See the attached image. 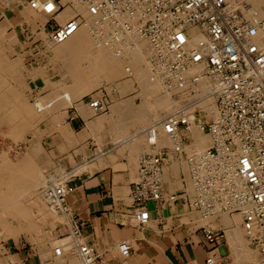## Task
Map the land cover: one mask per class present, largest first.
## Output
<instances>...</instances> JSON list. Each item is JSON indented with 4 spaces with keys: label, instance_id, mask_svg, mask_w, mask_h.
Wrapping results in <instances>:
<instances>
[{
    "label": "built area",
    "instance_id": "obj_1",
    "mask_svg": "<svg viewBox=\"0 0 264 264\" xmlns=\"http://www.w3.org/2000/svg\"><path fill=\"white\" fill-rule=\"evenodd\" d=\"M26 1L44 19L37 28L26 29L35 54L47 57L48 47L62 45L86 25L80 14L59 23L66 6H81L97 22L91 31L94 38L107 34L123 44L130 35L147 41L152 53L150 81L178 103L146 130L156 146L157 139L171 143L140 160L131 189L130 216L136 226L149 224L150 204L162 209L187 196L190 208L205 220L239 217L250 245L260 253L257 264H264V18L255 11L246 19L245 9L240 12L227 0ZM203 85L208 90L202 91ZM180 86L186 88L177 89ZM208 103L214 114L204 107ZM89 107L95 114L106 113L108 98L92 97ZM196 128L211 138L210 147L199 156L191 155ZM172 160L189 168L188 191L181 196L165 192L164 174ZM69 178L44 192L50 211L67 218L72 214L66 201ZM81 228L77 222L70 224L55 256L70 252L81 264H95L99 256L91 252ZM203 233L213 248L206 264H229L216 253L225 232L205 227Z\"/></svg>",
    "mask_w": 264,
    "mask_h": 264
},
{
    "label": "crops",
    "instance_id": "obj_2",
    "mask_svg": "<svg viewBox=\"0 0 264 264\" xmlns=\"http://www.w3.org/2000/svg\"><path fill=\"white\" fill-rule=\"evenodd\" d=\"M29 7L26 0H0V63L3 64L0 67L3 68L2 73L6 72V76L0 72L6 80L0 79V86L4 85L7 92L21 91L19 93L26 98H22L24 101L33 102L40 97L46 103L56 100L58 103L52 106L54 111L48 118L40 120L37 126L34 124L31 130L27 128L24 133L28 140L26 163L37 166L27 180H41L52 166L58 165L65 170L75 165L82 166L77 169L81 171L79 175H63L65 179L70 177L66 201L72 209L71 218L48 214L38 200L41 193L37 195L31 181L22 190H15L19 179L13 174H0V180L5 179L9 187L0 189V264H81L73 253L69 252L62 258L54 253L55 248L67 238L70 224L74 222L82 224L85 242L91 252L99 256L95 264H206L208 253L213 248L205 239V227L225 232V240L216 246L220 259H227L229 264H257L260 253L250 245L240 223L237 225L233 219V223H229L231 220L224 216L206 221L190 208L188 197L181 196L188 191V184L180 161L172 160L164 175L167 177L164 180L165 192L180 195L179 200L162 209L150 204L149 224L142 228L136 226L130 216L131 189L138 178L141 158L152 151V140L143 132L154 116L144 105L146 97L138 83L123 79L119 89H112V94L104 89L110 101L109 110L100 116L94 114L88 106V97L95 91L81 93L78 89L79 86L82 88L81 78L74 81L72 74L62 77L57 62L61 56L54 54L41 59L43 52L36 56L26 29H35L40 22L30 15ZM37 58L38 61L35 60ZM13 63L16 65H11ZM21 66L25 67L22 76L19 73L23 69ZM14 71L18 73L12 77ZM66 83L70 85L67 87ZM73 83L79 86L75 89ZM7 92L2 97L8 95V99L3 101L9 102L12 98ZM66 93L73 95L70 107L63 99ZM151 100H155L153 95ZM118 108L123 109L117 111ZM8 163L3 161L2 165H5L0 169L14 171V163L10 160ZM22 197L24 201L19 199ZM39 199L45 202L42 194ZM62 217L64 222L59 220Z\"/></svg>",
    "mask_w": 264,
    "mask_h": 264
},
{
    "label": "bare ground",
    "instance_id": "obj_3",
    "mask_svg": "<svg viewBox=\"0 0 264 264\" xmlns=\"http://www.w3.org/2000/svg\"><path fill=\"white\" fill-rule=\"evenodd\" d=\"M76 0H71L70 2H74ZM230 4L232 5H236L237 2H235V0H227ZM237 1V0H236ZM64 3H68L67 1L63 0ZM259 5V4H257ZM249 6V5H248ZM257 7V8H256ZM256 7H251L249 9H245L244 10V16L246 19H249V17L255 12L257 11L259 13V15L264 18V12L261 11V7L260 6H256ZM247 8V7H245ZM66 9V8H65ZM259 11H258V10ZM82 15L85 20H86V25L84 27H82L70 40H68L67 42L63 43L62 45H58V46H51L50 49H55L53 51H55V56L56 57H60L66 61V64H67V69L69 68L70 69V74L73 75L74 77V81L81 78L82 82L84 85H86L87 87H84L83 88V84H81L82 88H80V86H76V82L73 83L75 87V89L78 87V89H80V92L81 93H88L90 92V87L94 86V82H95V79L96 78H99V77H106V79H111V80H120V79H128V78H136L139 82H141L142 84H144V87L146 85V81H147V78H148V74H150L151 72V60H152V53L150 52V48H149V45H148V42L146 40H143V39H140L138 37H130V35L127 36V40L125 43L123 44H116L114 42V38H112L111 36H107V34L103 37V38H99V39H96L92 36L91 34V31L92 29H97V22L95 21V19L93 17H91L87 11L82 8L81 6H78V5H75L74 8H67L58 18H59V23L61 24H65L67 21H69L70 19L74 18L76 15ZM100 28L102 29H109L107 26H101ZM3 38V37H1ZM137 38V39H136ZM5 40V39H4ZM1 43V42H0ZM1 47V46H0ZM149 48V49H148ZM2 49V48H1ZM4 50V49H3ZM52 51V52H53ZM50 52V51H49ZM54 54V53H53ZM54 57V58H56ZM9 59V58H8ZM11 59V58H10ZM16 60V59H15ZM10 61V60H9ZM18 62V60H16ZM65 61H62V62H65ZM85 61V62H88V64L84 65L82 62ZM16 62V63H17ZM10 63V62H9ZM16 63L14 64H11V65H16ZM1 65V63H0ZM3 65V64H2ZM1 65V66H2ZM9 66V65H8ZM7 66V67H8ZM64 66V65H63ZM4 67V66H3ZM5 67V68H7ZM12 67V66H11ZM22 67V66H21ZM44 67V66H43ZM4 68V70H5ZM10 68V67H9ZM13 68H15L13 66ZM42 68V67H41ZM45 68V67H44ZM80 68V69H79ZM84 68L88 69L87 70V73H84ZM3 68L0 67V72L1 74L5 75L6 76V72L7 69L4 71L5 73H2V70ZM17 69V68H16ZM12 70V69H11ZM39 70V68H38ZM45 70V69H44ZM66 70V69H65ZM73 70V71H72ZM80 71V72H79ZM17 72V71H14L13 74H12V77H15L14 73ZM66 72H68L66 70ZM65 72V74H67ZM18 73V72H17ZM21 73V72H19ZM43 74V73H42ZM64 74V72H63ZM79 74H81L79 76ZM86 74V75H84ZM8 75V74H7ZM14 75V76H13ZM22 75V74H21ZM32 75V74H31ZM132 76V77H129ZM10 76V75H8ZM90 77L89 79L91 80V77L92 78V82L86 80L85 78L86 77ZM151 76V75H150ZM4 77V76H3ZM19 77V76H18ZM21 77V76H20ZM19 77V78H20ZM11 78V77H10ZM0 79H3L2 76L0 75ZM12 79V78H11ZM16 79V78H14ZM12 79V80H14ZM26 79V78H25ZM5 80V79H3ZM80 80V79H79ZM84 80V81H83ZM6 81V80H5ZM22 81V80H21ZM150 81V80H149ZM2 81H0V84H1ZM16 82V81H15ZM61 82V81H60ZM112 82V81H111ZM130 82V81H128ZM135 82V81H134ZM57 83V82H56ZM64 83V82H63ZM99 83V82H98ZM131 83V82H130ZM138 83V82H137ZM27 83H25L26 85ZM59 84V83H58ZM61 84V83H60ZM68 83H66L67 85ZM97 84V83H96ZM119 84V83H118ZM140 84V83H139ZM70 85V84H69ZM67 85V87L69 86ZM141 85V84H140ZM184 85H188L187 82L184 83ZM4 86V85H3ZM3 86H0V122L1 120L2 121H8L10 122V125L12 126L13 130H14V138H16L17 140L18 139H21L23 136H24V133L25 131H27L26 129L32 126H37L36 124H38L39 122H41L40 120H44L45 117H47L49 114H51L53 108L52 107H48V104L50 102H45L43 100V98H40L35 104H31L33 108L30 107V105L26 102V100L24 101V99H22L24 97L23 94L19 93L21 91H15L14 92H7V90H5ZM8 86V85H6ZM11 86H14V85H11ZM22 86V85H20ZM53 86V85H52ZM65 86V85H64ZM63 86V87H64ZM97 87V85H95ZM100 86V85H99ZM122 86V85H121ZM16 87V86H14ZM25 87V86H24ZM143 87V88H144ZM148 89H145L146 92L144 93V96L146 97V104L144 103L145 106H147V110H150L151 112H157V110H163V109H168L169 107V96H163L162 92L163 89H160L159 87V91H158V87H157V84L155 83H151L148 84L146 86ZM19 88V87H18ZM74 87H72L71 89H73ZM119 88V87H118ZM142 88V87H141ZM186 88V86H180L178 87L177 89H184ZM25 89V88H24ZM95 89V88H93ZM5 90V92H4ZM18 90V89H17ZM23 90V89H22ZM26 90V89H25ZM24 90V91H25ZM201 90L202 91H205V90H208V86L207 85H203L201 87ZM72 91V90H71ZM76 91V90H75ZM119 91V90H118ZM122 91V90H120ZM144 91V90H143ZM148 91V93H147ZM7 93H10V98L11 101L9 102H6V101H3V99L7 98L6 95L5 97H2L4 94ZM69 92V91H68ZM78 92V91H77ZM125 92V91H124ZM23 93V91H22ZM26 93V92H25ZM53 93H55L53 91ZM64 93V92H63ZM70 93V92H69ZM69 93H66V95L64 96H67L68 97V100L65 101L67 102L68 106L67 107H70L69 104L72 103V96L73 95H70ZM72 93V92H71ZM81 93H79L78 95H80ZM60 94V92L58 93ZM125 94V93H124ZM143 94V92H142ZM158 94H161L162 97H160V95L158 96ZM23 95V96H22ZM56 95V94H55ZM149 95H153L154 97V101L151 100V96ZM59 96V95H58ZM63 95L61 94V97ZM139 96V95H138ZM52 97V96H51ZM57 97V96H56ZM77 97V96H76ZM76 97H74L76 99ZM166 97V98H165ZM25 98V97H24ZM8 99V98H7ZM26 99V98H25ZM79 99V98H78ZM6 100V99H5ZM46 100V99H45ZM59 101V100H58ZM75 101V100H74ZM73 101V102H74ZM80 101V100H79ZM52 102V101H51ZM60 102V101H59ZM118 102V101H117ZM125 102V101H124ZM58 103V102H57ZM61 103V102H60ZM120 103V102H118ZM56 104V103H55ZM63 104V103H62ZM66 104V103H65ZM64 104V105H65ZM66 104V105H67ZM87 104V103H86ZM85 104V105H86ZM121 104V103H120ZM126 104V103H125ZM173 104V103H171ZM177 104V103H176ZM65 105V106H66ZM129 104H127L126 106H128ZM175 105V104H174ZM59 106V105H57ZM88 106H89V101H88ZM116 106V105H115ZM114 106V107H115ZM63 107V105H62ZM61 107V108H62ZM74 107V106H73ZM167 107V108H166ZM204 107L206 109H208L211 114H214V107L213 106H210L209 103L208 104H205ZM59 108V107H58ZM65 108V107H64ZM63 108V109H64ZM79 108V107H78ZM90 108V107H89ZM110 108V107H109ZM144 108V107H142ZM57 110V108H55ZM66 109V108H65ZM79 109H82V108H79ZM91 109V108H90ZM123 109V108H122ZM122 109H119V110H122ZM126 110V108H124ZM128 109V107H127ZM141 109V108H140ZM68 110V109H67ZM84 110V109H82ZM109 110V109H108ZM112 110V109H111ZM116 110V108H115ZM130 110V109H129ZM214 110V111H212ZM54 111V110H53ZM80 111V110H79ZM92 111V109H91ZM115 111V112H117ZM124 111V110H123ZM127 111V110H126ZM140 111V110H139ZM143 111V110H142ZM164 111V110H163ZM59 112V111H58ZM62 112V111H61ZM86 112V111H85ZM89 112V111H88ZM87 112V114H88ZM94 114L95 112L92 111ZM130 112V111H129ZM91 113V112H90ZM149 113V112H148ZM167 113V112H166ZM165 113V114H166ZM84 114V113H83ZM104 114V113H103ZM99 115V114H97ZM164 115V113H163ZM86 116V115H85ZM100 116V115H99ZM109 116V115H108ZM107 116V118H108ZM158 117V116H157ZM162 117V116H160ZM159 117V118H160ZM48 118V117H47ZM88 118V117H87ZM101 118V117H100ZM154 118V117H153ZM156 118V117H155ZM154 118V119H155ZM158 118V120H159ZM153 119V120H154ZM152 120V122H154ZM7 122V123H9ZM59 124V123H58ZM130 124V122H129ZM132 124H133V121H132ZM151 124V123H150ZM149 124V125H150ZM128 125V124H127ZM136 125V124H135ZM10 126V127H11ZM139 128V127H138ZM32 129V128H31ZM30 129V130H31ZM46 129V128H45ZM49 130V129H48ZM137 130V129H136ZM33 131V130H32ZM50 131V130H49ZM198 131V132H197ZM29 132V131H28ZM27 132V133H28ZM38 132V131H37ZM43 132V130L41 131ZM196 134H195V137H196V146L193 150V153L191 155H195V156H199L200 154H202V152H204L206 150V148H208L210 146V139L206 136V135H203L202 132L197 128H196ZM12 133V132H11ZM13 136V135H11ZM26 136V135H25ZM152 141V137L150 135H147ZM15 139V140H16ZM20 141V140H18ZM22 141V140H21ZM157 143H158V149L159 148H162L164 146H169L170 145V141L168 139H157L156 140ZM17 144V143H16ZM155 151H158L157 149H155ZM190 151V150H189ZM152 152V151H151ZM5 155V154H4ZM8 163L7 160H4V163L6 162ZM179 162V161H177ZM12 163V162H11ZM186 164L185 162H182V164ZM9 164V163H8ZM6 164V165H8ZM175 164V163H174ZM5 165V164H3ZM3 165L1 167H3ZM177 165V164H176ZM181 166V165H180ZM185 166V165H184ZM25 168V166H23ZM27 167V166H26ZM175 167V165H174ZM177 167V166H176ZM23 168V169H24ZM179 168V167H178ZM6 170V169H5ZM21 169H19L18 166H15L14 165V171H16L17 173L20 171ZM26 170V169H24ZM187 170V168L185 169ZM28 171V170H27ZM26 171V172H27ZM31 171V170H30ZM189 171V168L187 170V172ZM15 172V174H17ZM179 172V171H178ZM22 173V172H21ZM25 173V172H24ZM23 173V175H24ZM188 174V173H187ZM19 175V174H18ZM21 175L19 177H17V179H19L18 181V185H21L22 183V178H24V176ZM166 175V174H164ZM179 175V174H178ZM31 176V174H27V178H29ZM166 176H164V180H166L165 178ZM26 178V180H27ZM187 178V177H185ZM25 179V178H24ZM35 179V178H33ZM38 179V178H37ZM36 179V180H37ZM34 180V181H36ZM16 181V180H14ZM25 181V180H24ZM29 180H27L28 182ZM31 181V180H30ZM29 181V182H30ZM40 181V180H39ZM33 182V181H32ZM38 181H36L37 183ZM188 182V180H187ZM40 183V182H39ZM38 183V184H39ZM56 183V182H55ZM23 184V183H22ZM27 184V183H26ZM25 184V185H26ZM37 184V185H38ZM24 185V184H23ZM29 185V184H28ZM27 185V186H28ZM31 187H35L32 185V183L30 184ZM10 186V185H9ZM48 186V185H47ZM23 187V186H22ZM25 187V186H24ZM23 187V188H24ZM27 188V187H26ZM30 188V187H29ZM42 188V187H41ZM46 188V187H45ZM49 189V188H48ZM189 189V187H188ZM26 190V189H25ZM38 190V189H37ZM44 191V190H42ZM31 192V191H30ZM45 192V191H44ZM44 192H41L40 193L42 194V197H43V200H44ZM34 193V192H33ZM36 193V192H35ZM40 194V196H41ZM172 194V192H171ZM38 195V194H37ZM36 197V196H35ZM23 199V198H22ZM39 200V199H38ZM42 200V199H41ZM1 202V201H0ZM6 202V201H5ZM17 202V201H16ZM41 202V201H40ZM18 203V202H17ZM47 205L46 202H43ZM19 204V203H18ZM17 204V205H18ZM23 204V203H22ZM32 204V203H31ZM30 204V205H31ZM44 204V205H45ZM16 205V204H14ZM27 205V204H26ZM45 205V206H46ZM10 206V205H9ZM19 206V205H18ZM29 206V205H28ZM35 206V205H34ZM48 206V205H47ZM47 208V207H46ZM10 209V208H9ZM8 209V210H9ZM28 209V208H27ZM50 210V209H49ZM193 210V209H192ZM25 211V209H24ZM28 211V210H27ZM42 211V210H41ZM23 212V211H22ZM26 212V211H25ZM24 212V213H25ZM48 212V211H47ZM51 212V211H50ZM49 214V213H48ZM51 214V213H50ZM56 216H63V215H57L56 213H52ZM26 215V213H25ZM29 215V214H28ZM43 215V213H42ZM41 215V216H42ZM22 216V214H21ZM32 216V215H30ZM34 216V214H33ZM35 217V216H34ZM64 217V216H63ZM62 217V219H64ZM17 218V217H15ZM57 218V219H58ZM22 219V218H21ZM35 219V218H33ZM240 219V218H239ZM26 220V218H25ZM29 220V219H28ZM31 220V219H30ZM29 220V221H30ZM61 220V219H59ZM23 221V220H22ZM207 221V220H206ZM237 223H238V219H236ZM24 222V221H23ZM32 222V221H31ZM31 222H28V223H31ZM34 222V221H33ZM230 223V221H228ZM30 225V224H29ZM33 225V224H32ZM22 227V226H21ZM30 227V226H29ZM24 231V230H23ZM19 232V231H18ZM234 232V231H233ZM230 234V233H229Z\"/></svg>",
    "mask_w": 264,
    "mask_h": 264
},
{
    "label": "rangeland",
    "instance_id": "obj_4",
    "mask_svg": "<svg viewBox=\"0 0 264 264\" xmlns=\"http://www.w3.org/2000/svg\"><path fill=\"white\" fill-rule=\"evenodd\" d=\"M23 1V0H22ZM65 1H67L68 3H71L70 1L71 0H65ZM235 2H237L236 3V5H235V7L236 8H238V10H240V12H241V8L242 9H248V7H249V9L251 8V7H256V6H260L261 7V11H263L264 12V0H235ZM257 4H259V5H257ZM249 5V6H248ZM70 8V6H66V9L67 8ZM245 7H247V8H245ZM257 8V7H256ZM65 9V10H66ZM258 10V9H257ZM259 11V10H258ZM29 13H30V15L33 17V19L35 20V21H39L41 24H43L44 23V19H43V17L42 16H40V14L36 11V10H33V9H31V7H29ZM51 48V46L50 47H48V49H50ZM149 49V48H148ZM53 50H55L54 48L53 49H50L48 52H47V59L48 58H50L51 57V55H54L55 54V51H53ZM53 51V52H52ZM54 53V54H53ZM39 54H36V56H38ZM54 57V56H53ZM41 59H42V56H41ZM53 59V58H52ZM58 59V58H57ZM36 61H38V58L37 59H35ZM62 61H65V60H63L62 58H61V60L60 59H58V70L60 71V73H61V75H62V77H70L71 76V74H70V69L68 68L67 69V64H66V61L65 62H62ZM84 65H86V64H88V62H85V61H83L82 62ZM64 65V66H63ZM67 67H66V66ZM23 69H20V71L19 72H21L20 74H22L23 73V70L25 71V67L23 66L22 67ZM68 71V72H66V70ZM80 69V68H79ZM87 70L88 69H86V68H84V73H87ZM63 72H64V74H63ZM65 72L67 73V74H65ZM80 72V71H79ZM88 74V73H87ZM81 74H79V76H80ZM84 75H86V74H84ZM151 72H150V74H148V78H147V81H146V85H145V87H144V84H142L141 82H139L136 78L134 79V78H128V79H126V80H128V81H130V82H138V84H139V87H140V89H141V93L143 92V96H144V93L146 92V90L145 89H148L146 86L148 85V84H150V82L151 81H149V80H151ZM22 76V75H21ZM81 77V76H80ZM86 77V76H85ZM129 77H132V76H130L129 75ZM82 78V77H81ZM90 78V77H89ZM88 77H86L85 79L86 80H88L89 79ZM92 78L93 77H91V80L89 79L88 81L90 82H92ZM121 80H123V79H120L119 81L118 80H111V79H106V77H99V78H96L95 79V82H94V86H92V87H90V92H88L87 94H89V93H91V92H93V91H95V92H93V93H91L92 95H90L89 97H88V101H90V99L93 97V98H99L100 96H103V95H105L106 97H107V95H106V91L105 90H107L110 94H112V89L113 88H120V85L118 84V83H120L121 82ZM80 81V80H79ZM84 81V80H83ZM112 81V82H111ZM99 82V83H98ZM97 83V84H96ZM95 85H97V87L95 86ZM100 85V86H99ZM83 86V88L84 87H87L86 85H82ZM159 85H157V87H158ZM142 87V88H141ZM144 87V88H143ZM160 87V89H162V87L161 86H159ZM159 87H158V91H159ZM93 88H95V89H93ZM118 88V89H119ZM101 89V90H100ZM105 89V90H104ZM144 90V91H143ZM163 92V91H162ZM147 93H148V91H147ZM163 95H164V93H162ZM165 96V95H164ZM108 98V97H107ZM166 98V97H165ZM38 99H40V97H38ZM144 100V99H143ZM108 101H109V98H108ZM26 102L30 105V107L31 108H33L32 107V105L31 104H34V102H30L28 99L26 100ZM176 102L177 101H175L174 103L171 101V100H169V102L168 103H170L169 104V108L168 109H163V110H157V112L155 113V112H153V114H154V118L152 117V120L153 121H155V120H158V118L160 117V116H164L165 115V113L166 112H168L173 106H174V104H176ZM171 103H173V104H171ZM178 104V103H177ZM109 107H110V101H109ZM167 108V107H166ZM212 111H214V110H212ZM52 113V112H51ZM163 113H164V115H163ZM158 116V117H157ZM162 117H160V119L162 118ZM152 120H151V122L150 123H152ZM37 125V124H36ZM11 125L10 124H8L7 122L5 123V122H0V168H1V165H2V162L4 161V160H10L12 163H14V165L15 166H18L19 167V169H21L18 173L16 172V171H13V170H5V169H0V174H3V175H6V174H13L14 176H16V177H19V176H21V175H23V173H24V178H22V183L24 184H22L21 183V185H18L17 183L18 182H16L15 183V186H14V188H15V190H22L23 189V187L25 186V184L27 183V184H29L30 182V180L27 182V181H24V180H26V178H27V174H29L31 171H33V170H35L36 168H37V166L35 165H29V164H27L26 163V160H27V158H26V154H25V150H26V145H27V143H28V140H26V136H25V134H24V136L21 138V139H18V140H20V141H18L16 138H14V130H13V128H12V126L10 127ZM149 126V125H148ZM148 126L144 129V135H146L147 136V134H146V130H147V128H148ZM12 132V133H11ZM198 132V131H197ZM196 132V133H197ZM14 133V134H13ZM11 135H13V136H11ZM207 136V135H206ZM210 140H211V138L209 137V136H207ZM16 139V140H15ZM149 139V138H148ZM22 140V141H21ZM211 142V141H210ZM17 143V144H16ZM190 143V142H189ZM210 145H211V143H210ZM210 147V146H209ZM208 147V148H209ZM208 148H206V149H208ZM155 149H158L157 148V146L155 145V144H153L152 143V152H154L155 151ZM5 154V155H4ZM23 163V164H22ZM25 163V164H24ZM185 165V166H184ZM23 166H25V168L23 167ZM27 166V167H26ZM82 165H75V167L74 168H72V169H68V170H65L64 168L63 169H61L58 165H56V166H52V168H51V171H49L48 173H47V175H46V177L44 176L40 181L38 180V182L36 183L35 181H31V183H33V186H35V189H36V191L38 192V196H39V192L41 191V192H44V191H46V190H48L49 191V189L48 188H50L51 186L53 187V186H56V187H60V185H64V183H66V179H65V173L67 172V173H69V172H71V175H79V174H81V171L80 170H77L79 167H81ZM183 167H184V171H185V173H186V175H187V170H188V166H187V164H184L183 163ZM26 169V170H24V169ZM187 168V170H185ZM28 170V171H27ZM31 170V171H30ZM77 170V171H76ZM27 171V172H26ZM66 171V172H65ZM15 172L17 173V174H15ZM22 172V173H21ZM19 174V175H18ZM31 174V173H30ZM64 175V176H63ZM67 175V174H66ZM28 179V178H27ZM40 182V183H39ZM56 182V183H55ZM39 183V184H38ZM7 184H8V182L5 180V179H1L0 180V189H4V190H7V189H9V187H7ZM38 184V185H37ZM48 185V186H47ZM23 186V187H22ZM42 187V188H41ZM46 187V188H45ZM25 188V187H24ZM34 189V188H33ZM38 189V190H37ZM42 190H44V191H42ZM190 192L192 193V190H191V187H190ZM40 197V196H39ZM39 197H38V199H39ZM23 198V197H22ZM22 198H19V199H22ZM39 200H41V199H39ZM23 201H24V199H23ZM41 202H42V204H43V206H44V208H45V210H47L48 211V213L50 214V210H49V207L45 204V203H43L44 201H42L41 200ZM46 206H45V205ZM47 207V208H46ZM52 213V212H51ZM57 215H60V214H58V213H56ZM64 216V215H63ZM225 218H226V220H231V222L230 223H233L232 222V219L233 220H236V219H238V223H236V222H234V223H236L237 225H239V223L241 224V220L239 219V217H237V216H235V217H231V219H229L228 217H230V216H224ZM61 220H63V222H64V219H62L61 218ZM230 225H232V224H230ZM65 242L63 241V243H62V245L64 244ZM257 256H258V254H257Z\"/></svg>",
    "mask_w": 264,
    "mask_h": 264
}]
</instances>
